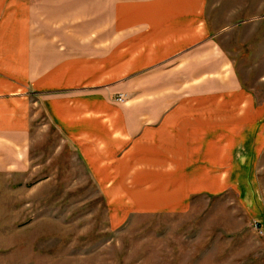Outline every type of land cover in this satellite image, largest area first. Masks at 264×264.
<instances>
[{"label":"crops","instance_id":"crops-1","mask_svg":"<svg viewBox=\"0 0 264 264\" xmlns=\"http://www.w3.org/2000/svg\"><path fill=\"white\" fill-rule=\"evenodd\" d=\"M40 106L120 216L231 189L264 215V0H0V172Z\"/></svg>","mask_w":264,"mask_h":264},{"label":"rangeland","instance_id":"rangeland-1","mask_svg":"<svg viewBox=\"0 0 264 264\" xmlns=\"http://www.w3.org/2000/svg\"><path fill=\"white\" fill-rule=\"evenodd\" d=\"M38 113L28 170L0 172V264H264V215L241 192L120 216L75 146Z\"/></svg>","mask_w":264,"mask_h":264},{"label":"built area","instance_id":"built-area-1","mask_svg":"<svg viewBox=\"0 0 264 264\" xmlns=\"http://www.w3.org/2000/svg\"><path fill=\"white\" fill-rule=\"evenodd\" d=\"M125 100V96L124 95H120L118 98V101L123 102Z\"/></svg>","mask_w":264,"mask_h":264}]
</instances>
